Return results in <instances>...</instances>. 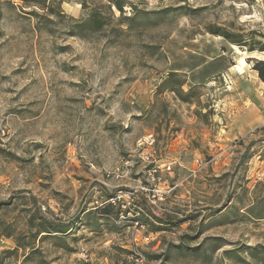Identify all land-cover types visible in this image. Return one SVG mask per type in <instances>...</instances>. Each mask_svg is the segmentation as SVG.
I'll return each mask as SVG.
<instances>
[{"label": "rangeland", "instance_id": "rangeland-1", "mask_svg": "<svg viewBox=\"0 0 264 264\" xmlns=\"http://www.w3.org/2000/svg\"><path fill=\"white\" fill-rule=\"evenodd\" d=\"M81 1H60L50 34L0 0V222L71 223L34 242L43 264H264V52L206 29L264 42V0H85L107 23L83 37ZM171 71L189 102L162 86ZM145 205L178 221L142 225ZM14 247L0 234V264L37 263Z\"/></svg>", "mask_w": 264, "mask_h": 264}, {"label": "trees", "instance_id": "trees-1", "mask_svg": "<svg viewBox=\"0 0 264 264\" xmlns=\"http://www.w3.org/2000/svg\"><path fill=\"white\" fill-rule=\"evenodd\" d=\"M23 6V8H30L26 14L33 16L36 19L35 22V30L42 31L43 28L46 29L50 34L53 33V29L50 27L53 24V19H51V15L54 17L60 16V13L56 11L57 7L60 8L61 0H17ZM9 2V1H8ZM82 8H88L89 5L87 1L83 0L80 2ZM93 6L89 7L87 16L84 20L80 21L74 18H70L72 22L71 34L78 35L83 37L82 31L84 29L91 30L94 32L103 30L106 25V16L104 12L99 10L98 6L95 3H92ZM125 5H128L130 8L133 7V3L131 1L125 0H108V4H102V7H106L111 10V8H115L119 13L124 14ZM35 9H39L42 13H39ZM0 18H1V10H0ZM207 32L222 37L228 44L235 45L239 48H245L248 52H252L254 50L264 52V42L255 39L253 35L243 34L239 30L227 29L226 27H221L217 25H208L206 27ZM252 68L257 72V76L260 80L264 81V59H254V63ZM177 72L171 71L167 74L166 79L163 81L162 86L169 87V90L174 93L176 96L181 98L183 101L189 102L188 95L183 93L181 90V86L184 83L183 80H177ZM192 96L196 97L195 94ZM11 198V197H10ZM10 198L7 200H0V210L3 208H7L10 204ZM34 199V197H33ZM146 203V201H145ZM112 203H107L102 207L103 213L108 215L110 213V209L113 208ZM147 207V208H146ZM147 218H143L139 221L140 224L150 226L153 230L160 229H168L173 223L178 221L175 216L169 215L168 213L158 214L151 207L145 205ZM108 213V214H107ZM115 218L119 217V214H115ZM150 216V220H149ZM26 234H23L12 228L10 224H3L0 222V234L4 237H13L15 241V247L13 249H4L1 251L2 255L10 256L16 255L17 250H22V261L36 258L38 261L36 264H43L44 261L42 259L41 250L34 246V242L37 239H41L43 236L52 235L56 236V238H61L60 236H64L69 233L71 229V223L65 221H59L57 219H48L43 216L39 209L36 208L34 211L27 215L26 220ZM187 249L189 248L187 245L185 246ZM235 250V249H233ZM256 249H252L251 254L256 253ZM130 253V252H129ZM226 253H232L231 251H227ZM157 258V255H152L151 258ZM236 260H241V257L238 253L234 255Z\"/></svg>", "mask_w": 264, "mask_h": 264}, {"label": "built area", "instance_id": "built-area-1", "mask_svg": "<svg viewBox=\"0 0 264 264\" xmlns=\"http://www.w3.org/2000/svg\"><path fill=\"white\" fill-rule=\"evenodd\" d=\"M169 168V167H168ZM152 172H157V170H156V168H153L152 169ZM115 198H112V197H110L108 200H107V203H112V204H114L115 203ZM144 239H147V237H145ZM134 254L137 256L136 257V259L137 258H140V259H143V256L141 255V254H139V253H136V252H134Z\"/></svg>", "mask_w": 264, "mask_h": 264}]
</instances>
